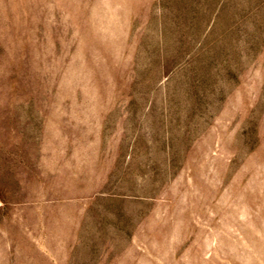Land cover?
Instances as JSON below:
<instances>
[{
	"label": "rangeland",
	"instance_id": "rangeland-1",
	"mask_svg": "<svg viewBox=\"0 0 264 264\" xmlns=\"http://www.w3.org/2000/svg\"><path fill=\"white\" fill-rule=\"evenodd\" d=\"M0 264H264V0H0Z\"/></svg>",
	"mask_w": 264,
	"mask_h": 264
}]
</instances>
